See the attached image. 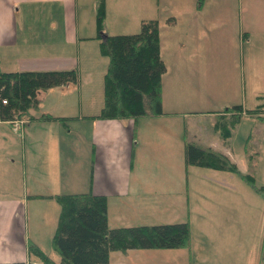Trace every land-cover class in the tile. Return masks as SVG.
<instances>
[{"label": "rangeland", "instance_id": "rangeland-1", "mask_svg": "<svg viewBox=\"0 0 264 264\" xmlns=\"http://www.w3.org/2000/svg\"><path fill=\"white\" fill-rule=\"evenodd\" d=\"M102 1L105 36L137 34L143 22H157L160 58L166 69L162 109L177 113L165 121H122L134 125L136 158L129 190L138 195L130 197L124 209H117L122 206L118 200L111 202L108 227L188 223L190 228L185 248L111 252L109 264H264V123L243 117L228 144L212 128L216 114L234 106L251 110L263 102L259 98L264 97V0ZM82 65L87 67L79 71V84L71 89L73 104L84 105L71 116L80 118V113L87 115V101L100 97L103 107L108 59L99 46L96 55L83 58ZM88 70L94 72L93 81L85 76ZM84 124H69V137L77 139L78 157L90 161V136L77 130ZM23 132L13 133L20 140ZM187 142L227 155L241 174H252L254 187L230 173L187 166ZM248 149L258 151L252 173ZM90 179L77 191L91 193ZM23 186L21 179L19 189ZM58 206L43 224L39 221L43 231L48 228L50 233L39 238L41 250L56 263L60 257L52 237ZM118 212L123 215L116 216ZM29 263L42 264L32 257Z\"/></svg>", "mask_w": 264, "mask_h": 264}, {"label": "crops", "instance_id": "crops-1", "mask_svg": "<svg viewBox=\"0 0 264 264\" xmlns=\"http://www.w3.org/2000/svg\"><path fill=\"white\" fill-rule=\"evenodd\" d=\"M95 10L96 1L91 0H0V71L76 69L80 75L87 67L83 58L96 55L99 48ZM86 74L93 81L94 72ZM78 84L40 92L41 108L30 112L33 119L20 140L11 124L0 119V264L29 263L30 242L44 250L39 238L50 233L40 223L55 211L53 197L88 193L77 190L88 185L89 177L88 191L107 199L108 220L112 201L124 209V203L138 195L129 190L136 158L133 123L93 120L102 108L100 97L85 102L87 115L71 116L84 108L83 103L73 104L71 89ZM163 112L154 119L165 121L177 114ZM41 114L68 120L40 122ZM71 123H86L77 130L90 136L91 162L76 154L79 145L69 137ZM21 179L24 186L19 189Z\"/></svg>", "mask_w": 264, "mask_h": 264}, {"label": "trees", "instance_id": "trees-1", "mask_svg": "<svg viewBox=\"0 0 264 264\" xmlns=\"http://www.w3.org/2000/svg\"><path fill=\"white\" fill-rule=\"evenodd\" d=\"M96 24L100 51L108 59L104 77V104L97 120L137 121L164 115L161 102V81L166 72L160 58L158 24L143 22L140 32L133 35H114L104 38V3L96 1ZM76 69L53 71H0V119L31 121V111L39 106L38 95L56 87L77 85ZM263 102L254 109L241 106L228 108L215 115L213 132L228 144L232 132L243 117L264 123ZM3 101L6 103L3 104ZM40 122H60L66 118L41 114ZM249 172H253L256 149L246 151ZM185 164L238 176L254 187L252 174L243 175L227 156L206 150L193 143L184 148ZM263 192V189H256ZM60 206L52 246L59 255V262L51 260L38 246L29 243V257L42 264H109L111 252L129 250H176L185 248L190 241L188 223L154 226L118 227L110 229L107 221V199L104 196L65 194L53 197ZM26 264V263H14Z\"/></svg>", "mask_w": 264, "mask_h": 264}, {"label": "built area", "instance_id": "built-area-1", "mask_svg": "<svg viewBox=\"0 0 264 264\" xmlns=\"http://www.w3.org/2000/svg\"><path fill=\"white\" fill-rule=\"evenodd\" d=\"M5 103L6 102L3 101V104H5ZM9 123L11 124L14 132H16V133L21 132L22 133L24 130V126L26 125L27 122L25 120L14 119V120L10 121Z\"/></svg>", "mask_w": 264, "mask_h": 264}, {"label": "water", "instance_id": "water-1", "mask_svg": "<svg viewBox=\"0 0 264 264\" xmlns=\"http://www.w3.org/2000/svg\"><path fill=\"white\" fill-rule=\"evenodd\" d=\"M106 36L104 35V38H105Z\"/></svg>", "mask_w": 264, "mask_h": 264}]
</instances>
